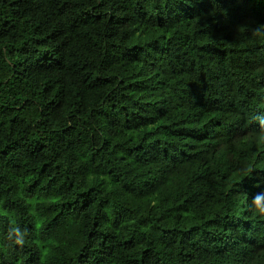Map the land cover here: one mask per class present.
Listing matches in <instances>:
<instances>
[{"label": "trees", "instance_id": "16d2710c", "mask_svg": "<svg viewBox=\"0 0 264 264\" xmlns=\"http://www.w3.org/2000/svg\"><path fill=\"white\" fill-rule=\"evenodd\" d=\"M257 25L264 0H0V264H264Z\"/></svg>", "mask_w": 264, "mask_h": 264}, {"label": "clouds", "instance_id": "9594fccd", "mask_svg": "<svg viewBox=\"0 0 264 264\" xmlns=\"http://www.w3.org/2000/svg\"><path fill=\"white\" fill-rule=\"evenodd\" d=\"M252 34L255 37H264V25H257ZM258 122V126L261 130L260 140L264 142V116H256L253 118ZM251 207L253 210L261 216H264V191L256 193L251 199ZM28 236L27 229H21L15 219L9 221V227L7 230V239L18 246H23L25 239Z\"/></svg>", "mask_w": 264, "mask_h": 264}]
</instances>
